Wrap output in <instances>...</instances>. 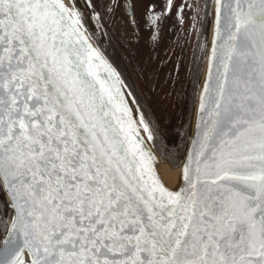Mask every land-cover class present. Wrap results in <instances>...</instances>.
Instances as JSON below:
<instances>
[{
	"label": "snow or ice",
	"instance_id": "6c2138e0",
	"mask_svg": "<svg viewBox=\"0 0 264 264\" xmlns=\"http://www.w3.org/2000/svg\"><path fill=\"white\" fill-rule=\"evenodd\" d=\"M174 6L147 3L153 44ZM208 8L176 10L214 23L195 127L169 148L102 54L93 0H0V264H264V0Z\"/></svg>",
	"mask_w": 264,
	"mask_h": 264
},
{
	"label": "flooded vegetation",
	"instance_id": "af4514ba",
	"mask_svg": "<svg viewBox=\"0 0 264 264\" xmlns=\"http://www.w3.org/2000/svg\"><path fill=\"white\" fill-rule=\"evenodd\" d=\"M93 2L103 16L107 33L98 41L102 54L125 81L128 92L133 93V100L160 124L168 147L181 144L177 132L181 125L191 127L206 57L205 54L201 60L196 33L199 32V41L203 43L210 28V15L202 28L197 23L192 29V11L186 9L181 25L176 10L184 0H175L171 14L164 20L161 38L153 44L144 17L149 0H120L121 5L131 4L132 8L120 6L112 13L106 11L111 0ZM155 2L157 10H162L165 0ZM212 2L208 0L210 13ZM188 3L203 5L204 0H188ZM129 11L136 18L135 27L130 23ZM89 29L95 31V25L89 23ZM164 162L171 167L167 160Z\"/></svg>",
	"mask_w": 264,
	"mask_h": 264
},
{
	"label": "water",
	"instance_id": "95a60500",
	"mask_svg": "<svg viewBox=\"0 0 264 264\" xmlns=\"http://www.w3.org/2000/svg\"><path fill=\"white\" fill-rule=\"evenodd\" d=\"M65 2H67V0H65ZM87 0H77V4L81 9H84L85 4H86ZM214 10V0L212 2V8H211V12ZM213 17L212 15H210V28L208 31V34L206 36V40L208 45H211L212 39H213ZM106 59V58H105ZM207 65H208V58H207V54L205 57V62H204V66H203V70H202V74H201V79L199 82V87H198V92H197V96H196V102H195V108H194V113H193V118H192V123H191V128L195 127V123H196V105L198 104V100H199V95L201 93L202 90V86L205 82V75H206V69H207ZM101 75H104L103 72H101ZM123 91L126 95V99L129 102V106L133 109L134 113H135V109L137 108L136 104H133L132 101V97L128 96V90L126 89V87L123 88ZM138 118V117H137ZM157 160H158V164H157V170H158V174L160 175L162 182L170 189H174L176 188L178 182H179V171L176 170V176L174 178L170 177L167 173V169L168 166L166 165V163L160 159V157L157 154ZM171 169V168H170Z\"/></svg>",
	"mask_w": 264,
	"mask_h": 264
},
{
	"label": "bare ground",
	"instance_id": "6f19581e",
	"mask_svg": "<svg viewBox=\"0 0 264 264\" xmlns=\"http://www.w3.org/2000/svg\"><path fill=\"white\" fill-rule=\"evenodd\" d=\"M167 169V173L170 177L174 178L176 176V171L170 169L169 167L166 168Z\"/></svg>",
	"mask_w": 264,
	"mask_h": 264
}]
</instances>
